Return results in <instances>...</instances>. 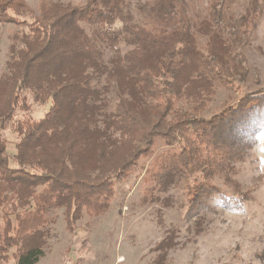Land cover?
Instances as JSON below:
<instances>
[{
    "label": "trees",
    "instance_id": "16d2710c",
    "mask_svg": "<svg viewBox=\"0 0 264 264\" xmlns=\"http://www.w3.org/2000/svg\"><path fill=\"white\" fill-rule=\"evenodd\" d=\"M237 2L208 0L193 21L186 0L135 11L127 0H87L40 20L0 0V24L28 29L0 77V135L16 134L10 156L0 136V264H37L51 212L64 208L68 224L82 209L104 213L115 185L157 147L144 184H182L190 211L214 194L221 209L242 208L244 196L226 197L210 180L227 178L264 136V90L203 116L217 88L236 93L245 80L240 32L259 12L251 3L233 22ZM194 32L207 38L204 49ZM28 96L49 106L41 118L25 116Z\"/></svg>",
    "mask_w": 264,
    "mask_h": 264
},
{
    "label": "rangeland",
    "instance_id": "374dc122",
    "mask_svg": "<svg viewBox=\"0 0 264 264\" xmlns=\"http://www.w3.org/2000/svg\"><path fill=\"white\" fill-rule=\"evenodd\" d=\"M13 1L19 12L41 20L56 9L81 6L87 0ZM127 1L134 10L153 0ZM186 1L193 21L205 14L208 0ZM251 3H255L259 16L253 20L254 28L240 32V37L247 38L242 90L232 93L217 88L204 117L218 113L228 97L234 100L247 90H264V0H238L233 5V22ZM30 17L26 19L30 21ZM26 33L28 29L23 26L0 24V77L6 71L10 47ZM193 38L198 48L207 46L208 40L201 33L194 32ZM27 101L31 111L25 116L34 119L41 118L49 107L32 104L31 96ZM23 117L20 111L15 119ZM0 136L10 156L16 134L7 128ZM257 139L251 156L236 164L227 178L215 176L210 180L226 197L244 196L242 208L221 209L214 194L207 200V208L190 211L182 184L162 191L144 184L146 168L164 149L157 147L151 157L141 158L133 172L115 185L104 213L88 215L82 209L68 224L64 208L51 212L45 228L44 256L37 264H264V136ZM165 238L170 245L163 251L158 246Z\"/></svg>",
    "mask_w": 264,
    "mask_h": 264
}]
</instances>
